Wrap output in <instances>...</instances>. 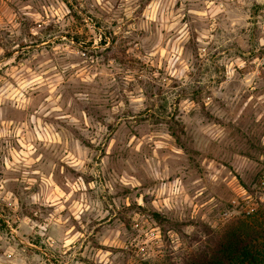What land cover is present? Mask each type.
Instances as JSON below:
<instances>
[{
	"label": "clouds",
	"instance_id": "1",
	"mask_svg": "<svg viewBox=\"0 0 264 264\" xmlns=\"http://www.w3.org/2000/svg\"><path fill=\"white\" fill-rule=\"evenodd\" d=\"M0 264H264V0H0Z\"/></svg>",
	"mask_w": 264,
	"mask_h": 264
}]
</instances>
